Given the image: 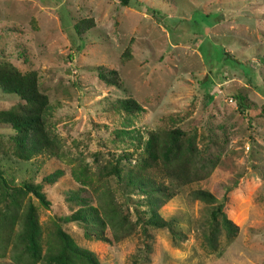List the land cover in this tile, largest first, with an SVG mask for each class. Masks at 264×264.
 <instances>
[{"label": "rangeland", "instance_id": "rangeland-1", "mask_svg": "<svg viewBox=\"0 0 264 264\" xmlns=\"http://www.w3.org/2000/svg\"><path fill=\"white\" fill-rule=\"evenodd\" d=\"M83 20L92 28L75 36L72 26ZM5 63L35 72L55 151L21 158L14 130L0 123V171L10 184L8 197L0 196V219L31 204L43 237L60 228L100 264H264V0H132L129 7L117 0H0ZM109 70L117 85L99 79ZM127 98L143 110H111ZM19 104L0 89V111ZM175 129L192 139V168L202 164L209 174L184 186L166 180L174 196L158 214L169 227H150L146 196L123 177L150 133ZM115 165L119 176L110 172ZM73 169L93 181L96 194L73 179ZM54 172L60 177L41 189L48 206L33 194L12 196V188ZM80 188L93 206L103 191L133 232L109 244L65 222L79 207L69 197ZM196 190L216 202L194 199ZM219 204L238 228L233 238L220 224L212 227ZM104 234L111 238L110 229ZM0 264L14 263L6 255Z\"/></svg>", "mask_w": 264, "mask_h": 264}, {"label": "trees", "instance_id": "trees-1", "mask_svg": "<svg viewBox=\"0 0 264 264\" xmlns=\"http://www.w3.org/2000/svg\"><path fill=\"white\" fill-rule=\"evenodd\" d=\"M123 7H129L132 0H117ZM92 28L90 21H80L72 26L75 36H81ZM100 80L109 85H117L119 77L114 70L98 72ZM0 89L5 94H15L23 104L16 108L0 111V123L10 124L15 132L13 137L16 153L24 159L42 151L54 152V143L50 138L46 119L50 106L47 97L37 87L35 72L21 73L9 63L0 65ZM239 97L238 105L245 109ZM247 106V105H246ZM114 112L133 115L141 112L142 107L131 98L123 99L110 106ZM187 151V152H185ZM185 152V153H184ZM196 149L192 139L175 129L162 133H150L143 146L142 152L133 167L125 172L126 186L143 193L145 205L149 207L150 217L148 226L165 228L169 222L164 221L158 214V209L174 196V191L163 183L173 181L177 186L188 185L206 178L209 170L202 164L198 169L192 168L193 156ZM111 174L119 176L118 167L112 166ZM73 179L82 187H88L94 194L98 191L91 179L82 178L77 169L72 170ZM60 177V172L51 173L42 178L37 184L24 183L18 189H11L15 198L33 194L44 206H48L43 185L52 184ZM10 184L0 171V196L8 197ZM83 188L72 191L69 200L79 205L78 209L66 217L65 222H78L82 225L84 234L105 243L118 242L133 232V226L125 218L117 214L115 206L109 201L103 191L98 192L95 205H91L89 197L83 193ZM107 197V198H106ZM196 200L213 205L215 197L207 191L196 190L192 193ZM224 204L215 206L211 211L212 227L218 224L233 238L238 228L233 224L223 210ZM8 205L7 211H10ZM110 229L111 238L104 234ZM218 231V229H216ZM210 248L215 241L210 235L206 238ZM9 256L14 264H100L97 256L79 246L60 228L52 235L43 237L42 227L38 221L36 210L28 204L19 214H7L0 219V258Z\"/></svg>", "mask_w": 264, "mask_h": 264}]
</instances>
